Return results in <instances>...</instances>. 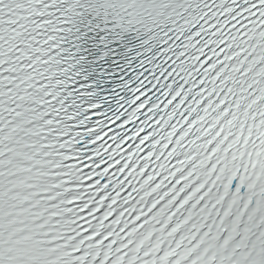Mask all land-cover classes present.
I'll return each instance as SVG.
<instances>
[{"label": "snow or ice", "instance_id": "6c2138e0", "mask_svg": "<svg viewBox=\"0 0 264 264\" xmlns=\"http://www.w3.org/2000/svg\"><path fill=\"white\" fill-rule=\"evenodd\" d=\"M0 264H264V0H0Z\"/></svg>", "mask_w": 264, "mask_h": 264}]
</instances>
